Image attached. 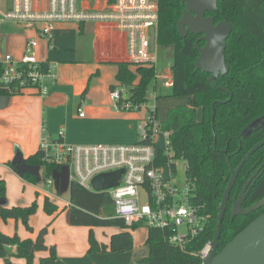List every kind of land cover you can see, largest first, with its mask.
<instances>
[{"label":"trees","instance_id":"trees-1","mask_svg":"<svg viewBox=\"0 0 264 264\" xmlns=\"http://www.w3.org/2000/svg\"><path fill=\"white\" fill-rule=\"evenodd\" d=\"M183 0H160L159 23L157 32L158 69L164 63L161 51L171 50L170 71L173 86L165 89L160 81L154 80L152 86L132 85L130 63H119L116 76L117 85L129 101L146 104L151 93L156 101L162 98L187 97L186 105L170 109L167 119L161 122V130L169 132V149L173 157L161 153L159 165L170 160L173 175L175 161L186 163V181L193 188L195 205L210 215V223L193 244L190 250H199L208 240H214L225 191L236 169L246 155L264 140V0H218L216 23L228 21L233 30L227 40L225 61L229 72L219 76L216 86L209 82L210 74L196 68L200 54L195 47L201 37L189 33L186 37L178 32V21L182 18ZM200 47L205 45L200 42ZM170 63V64H169ZM225 89L224 91L222 90ZM0 95H16L0 91ZM199 111L201 115L199 116ZM158 117V114H157ZM150 140H148L149 142ZM28 165L43 170L45 180L54 173L61 172L63 166L47 161L39 150L25 161ZM15 171L16 164H10ZM22 177L32 183L36 177L23 173ZM253 178L248 189L243 208L248 209L264 198V146L257 150L239 171L237 180L227 202L226 214L222 225L217 253H220L252 222L264 214V206L248 215L231 216L233 203L239 199L245 184ZM6 185L0 180V198H5ZM70 217L73 226H113L123 232L111 237L110 245L100 244L93 231L89 233V253L122 254L133 249V235L115 217V208L108 193H93L75 182L70 185ZM37 202L28 207H0V223L8 220H21L28 230L30 219L36 213ZM44 210L51 216L56 215L59 207L49 197L44 199ZM47 228L40 230L36 239L22 240L18 235L8 236L0 230V258L5 264H19L12 260H22V264H34L37 252L48 251V259H56L55 247L45 243ZM127 230V231H126ZM169 229L150 228L145 245L148 255L137 264H202V261L171 245ZM16 247L15 254L8 248Z\"/></svg>","mask_w":264,"mask_h":264},{"label":"built area","instance_id":"built-area-1","mask_svg":"<svg viewBox=\"0 0 264 264\" xmlns=\"http://www.w3.org/2000/svg\"><path fill=\"white\" fill-rule=\"evenodd\" d=\"M96 9H81L79 0H8L7 8L0 6V22H17L37 31L36 37L27 40L20 58L5 55L0 59V91L22 94L33 89L45 96L57 79V73L47 61L38 58L40 39L49 44L54 37L57 23L101 22L112 24L125 34L127 39L128 63L132 66L158 65V44L151 50V30L158 32L160 0H102ZM158 68V67H157ZM166 88L173 86L170 76L157 73ZM124 90L111 91L116 111L138 112L147 109V116L139 126L140 140L133 145L71 144L65 141L63 133L57 139L44 137L40 151L47 161L71 169L70 182L96 192L93 179L101 174L123 170L117 187L104 191L112 198L115 217L128 228L135 225L169 229L168 241L183 252L199 258L202 264L212 252L214 240H208L199 250H188L205 233L210 215L203 212L193 201V188L186 181L184 185L175 182L170 161L159 165L161 153L169 158V132L161 130V122L155 108L156 94L149 100L153 107L129 101ZM80 117H84L80 113ZM157 136L163 138V149L157 147ZM148 140H150L148 142ZM165 170L169 174H165ZM50 185L52 180L47 181ZM71 206V202H67ZM185 233L181 232L182 228Z\"/></svg>","mask_w":264,"mask_h":264},{"label":"crops","instance_id":"crops-1","mask_svg":"<svg viewBox=\"0 0 264 264\" xmlns=\"http://www.w3.org/2000/svg\"><path fill=\"white\" fill-rule=\"evenodd\" d=\"M100 1L103 5L102 0H79V6L81 9H96L100 7ZM36 36L37 31L29 26L12 21L0 22V59L5 55L20 58L27 40ZM37 54L41 61H47L53 66L57 79L43 97L33 89L25 90L22 94L0 95V180L5 183L4 179L14 174L20 177V182L34 184L25 180L22 175L29 173L38 179L39 174H43L41 168L28 165L25 161L38 153L44 137L57 139L63 133L66 142L83 145L100 143L123 146L139 142V126L147 116V109L138 112L116 111L111 98V87L117 85L118 64L128 62L124 33L108 23H57L54 25L52 43L40 39ZM157 73L158 68L155 66H131L132 85L152 86L155 79L161 81ZM182 99L185 101L178 106L187 104L188 98ZM155 108L159 118L156 103ZM80 113L84 117H80ZM10 164H16L15 171ZM165 172L166 175L169 174L168 170ZM58 176H61V172L53 174L50 178L52 184L54 177ZM45 193L52 195L48 191ZM36 195L39 197L40 192L37 191ZM42 195L44 199L49 197L59 207L57 214L51 216L53 219L48 226L36 230L30 224L33 229L30 231L22 223L28 233L23 235L18 231L21 220H8L0 223V230L8 236L16 234L22 240H34L40 230L47 228L45 243L48 247H55L56 259L46 260L43 264H137L148 255L146 245L145 250L140 253L129 251L122 254H91L89 238L88 244L82 243L85 240L80 238L82 242L77 245L70 237L72 229L67 227L64 238L66 245H63L65 248L67 246V250L59 254L58 247L61 244L58 241L57 244L49 242L48 237L52 234L49 228L53 225L54 232L62 218L65 220L66 213H70V209L67 204L63 207L52 200V196ZM5 198H0V207H28L36 202H30L28 193L24 191L9 198L10 203L7 205ZM67 216L68 226L72 227L71 217ZM11 222L15 223L14 230L4 229ZM128 231L132 233L133 230ZM121 232L123 230L120 229L115 234ZM110 242L111 240L99 243L109 246ZM8 252L14 255L16 247L8 248ZM49 256L48 251L37 252L34 264H40L41 260L48 259ZM12 260L23 263L13 257ZM0 264H5L1 258Z\"/></svg>","mask_w":264,"mask_h":264},{"label":"water","instance_id":"water-1","mask_svg":"<svg viewBox=\"0 0 264 264\" xmlns=\"http://www.w3.org/2000/svg\"><path fill=\"white\" fill-rule=\"evenodd\" d=\"M182 4L184 5V10L182 18L178 21V32L183 37H186L189 33L201 36L195 43V47L200 54L195 65L197 70L210 74L209 82L216 86L215 80L229 72V67L225 61V53L227 40L233 30L232 24L228 21L216 23L213 16H207V13L217 12L218 0H183ZM200 42H204L205 45L200 47ZM156 43L157 32L152 29V51L155 50ZM222 90L224 91L225 89L222 88ZM263 146L264 140L253 147L236 169H232V177L220 206L213 252L203 264H264V214L252 222L220 253H217L227 202L239 171L250 157ZM123 173V170H118L98 175L93 179L92 187L96 192H104L115 188L118 186ZM252 182L253 178L245 184L239 199L233 203L231 209L232 218L239 215H248L264 206L263 198L250 208H243V203Z\"/></svg>","mask_w":264,"mask_h":264},{"label":"rangeland","instance_id":"rangeland-1","mask_svg":"<svg viewBox=\"0 0 264 264\" xmlns=\"http://www.w3.org/2000/svg\"><path fill=\"white\" fill-rule=\"evenodd\" d=\"M6 1L8 0H0V6L3 10L7 8ZM161 57L163 58V64L161 67H159L158 71L159 74H163L165 76H170L171 71H170V66L167 65L166 62L170 60L171 62V50L166 49L161 51ZM170 64V63H169ZM170 71V72H169ZM172 76V74H171ZM160 84L163 88L165 89H170L166 88L163 84V80L161 79ZM185 97H174V98H162L160 100H157L156 105L158 107L159 111V119L161 122L166 121L167 119V114L170 109L178 107L179 104H182V101H185V99H182ZM155 101L149 100L148 103L146 104V107L151 108L153 107ZM168 110V111H167ZM157 147L160 149L164 148L163 145V138L161 136H157ZM170 157H173V153H169ZM176 165V172L174 174L175 182L179 185H184L186 183V175H185V170H186V163L183 160H177L174 162ZM41 172V171H40ZM71 173V169L69 166H64L62 171H61V176L53 179V184H49L45 178L44 175L41 173L38 176V179H36V182L34 184H28V183H22L20 182V177L14 176V174H11L8 176L5 180V185H6V194L4 197L5 198V204L10 203L9 198H13L16 194H20L23 191L28 193V198H30V202L36 201L37 202V210L36 213L32 216L30 224L36 229L39 230L42 227L48 226L53 219L51 215H49L45 210H44V195L42 194H47L49 196H52L51 199L55 200L57 203H59L61 206L65 207L67 202L70 201V193H69V175ZM166 173V172H165ZM14 176V177H12ZM26 187V188H25ZM40 192V196L37 197L36 192ZM51 192L52 195L49 193L45 192ZM13 199H11L12 201ZM70 213H66V218L65 220H61L59 222L56 230L53 232V225L49 228L51 230L52 234L50 237H48L49 242L56 243L57 241L60 242L61 246L58 247L60 250L58 251L59 254H62V252H66V248L63 247V245H66L65 241V235L67 234L66 227L69 229H72L70 232V237L73 241H76L77 245H80L82 242L80 238H83L85 241L82 243H87L88 244V238H89V233L90 231H93L95 239L99 242L102 243H108L111 240V237L113 234L119 232V228L113 227V226H97V227H86V226H68V216ZM4 227V226H3ZM15 223L11 222L8 227H4V229L11 231L14 230ZM149 228L144 226V227H138L132 231L133 234V249L131 250L132 252H141L145 250V240L147 237ZM18 231L22 233L23 235L26 234L27 232L25 231V228L22 224L21 221H19L18 224ZM182 233L186 232V229L183 227L181 229ZM28 234V233H27ZM57 244V243H56ZM130 251V252H131ZM134 252V253H135Z\"/></svg>","mask_w":264,"mask_h":264}]
</instances>
